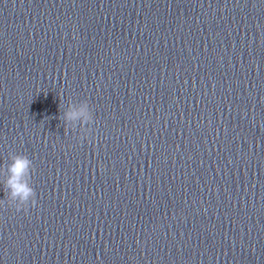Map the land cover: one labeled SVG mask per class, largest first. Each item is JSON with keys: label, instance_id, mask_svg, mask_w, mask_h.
<instances>
[{"label": "water", "instance_id": "water-1", "mask_svg": "<svg viewBox=\"0 0 264 264\" xmlns=\"http://www.w3.org/2000/svg\"><path fill=\"white\" fill-rule=\"evenodd\" d=\"M85 99L88 139L60 119ZM10 154L35 168L26 211ZM259 253L264 0H0V264Z\"/></svg>", "mask_w": 264, "mask_h": 264}, {"label": "clouds", "instance_id": "clouds-1", "mask_svg": "<svg viewBox=\"0 0 264 264\" xmlns=\"http://www.w3.org/2000/svg\"><path fill=\"white\" fill-rule=\"evenodd\" d=\"M60 119L63 121L65 129L69 128L70 125L75 128L79 126L83 132L82 139H88L92 132L91 125L95 122L93 111L86 99L69 103ZM9 159L10 163H7L3 169L6 177L3 184L7 194V202L17 212L26 211L29 206L36 207V192L31 186L32 175L35 171L32 160L23 154H10Z\"/></svg>", "mask_w": 264, "mask_h": 264}]
</instances>
